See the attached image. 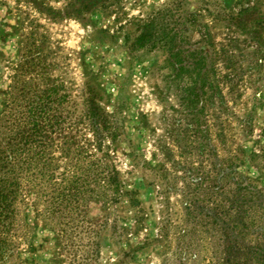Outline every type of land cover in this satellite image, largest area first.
Returning <instances> with one entry per match:
<instances>
[{
    "label": "rangeland",
    "instance_id": "1",
    "mask_svg": "<svg viewBox=\"0 0 264 264\" xmlns=\"http://www.w3.org/2000/svg\"><path fill=\"white\" fill-rule=\"evenodd\" d=\"M37 1L51 9L0 0V108L24 87L68 101L73 124L91 76L106 110L120 105L124 194L54 231L39 220L15 264H224V178L233 165L237 179L240 147L239 171L264 184V0H90L83 17L81 0Z\"/></svg>",
    "mask_w": 264,
    "mask_h": 264
},
{
    "label": "trees",
    "instance_id": "2",
    "mask_svg": "<svg viewBox=\"0 0 264 264\" xmlns=\"http://www.w3.org/2000/svg\"><path fill=\"white\" fill-rule=\"evenodd\" d=\"M29 1L38 9H51L43 1ZM91 3L81 0L77 13L83 17ZM48 10L54 16L60 12ZM20 90L14 95L11 89L4 91L0 108V128L7 134L6 144H0V264H15L13 258H19L20 251L35 249L39 220L54 231L77 220L91 204L102 210L112 208L124 194L113 162L122 145L119 142L124 140L120 105L106 110L100 84L91 76L85 81L74 125L68 120V101L50 94L31 97L24 87ZM57 135L61 143L53 144ZM46 139L50 142L45 143ZM132 148V144H124L123 151L132 157ZM238 153L234 164L237 179H230L233 165L224 178L223 262L264 264V184L259 185V176L239 171L245 163L244 148ZM211 218L214 223V216ZM22 244L25 246L20 247Z\"/></svg>",
    "mask_w": 264,
    "mask_h": 264
}]
</instances>
